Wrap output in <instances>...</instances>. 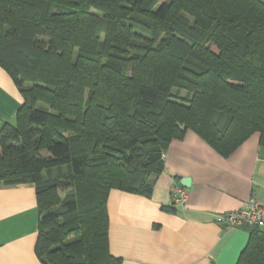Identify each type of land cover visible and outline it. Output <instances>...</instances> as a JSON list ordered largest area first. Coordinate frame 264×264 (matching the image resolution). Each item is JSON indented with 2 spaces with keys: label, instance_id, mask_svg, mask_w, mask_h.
Listing matches in <instances>:
<instances>
[{
  "label": "trees",
  "instance_id": "16d2710c",
  "mask_svg": "<svg viewBox=\"0 0 264 264\" xmlns=\"http://www.w3.org/2000/svg\"><path fill=\"white\" fill-rule=\"evenodd\" d=\"M0 67L23 99L0 181L34 185L42 264H121L108 194L150 198L186 132L223 158L264 147L263 0H0ZM246 229L236 264H264Z\"/></svg>",
  "mask_w": 264,
  "mask_h": 264
},
{
  "label": "crops",
  "instance_id": "0c3cea01",
  "mask_svg": "<svg viewBox=\"0 0 264 264\" xmlns=\"http://www.w3.org/2000/svg\"><path fill=\"white\" fill-rule=\"evenodd\" d=\"M264 1V0H263ZM23 99L0 67V129ZM150 198L111 190L107 199L109 251L121 264H236L246 228H223L216 213L239 209L254 197L264 203V147L259 135L221 157L194 133L174 140ZM189 179V186L181 184ZM174 188L187 189L172 204ZM175 208V213L162 210ZM38 212L34 185L0 181V264H42L35 254ZM264 231V226H263Z\"/></svg>",
  "mask_w": 264,
  "mask_h": 264
},
{
  "label": "built area",
  "instance_id": "2783aa9c",
  "mask_svg": "<svg viewBox=\"0 0 264 264\" xmlns=\"http://www.w3.org/2000/svg\"><path fill=\"white\" fill-rule=\"evenodd\" d=\"M188 196L187 189L174 188L172 190V204H183ZM214 221L223 228H263L264 203L254 197L248 199L239 209L216 213Z\"/></svg>",
  "mask_w": 264,
  "mask_h": 264
},
{
  "label": "water",
  "instance_id": "95a60500",
  "mask_svg": "<svg viewBox=\"0 0 264 264\" xmlns=\"http://www.w3.org/2000/svg\"><path fill=\"white\" fill-rule=\"evenodd\" d=\"M178 126H179L180 129H184V126H183V125H178ZM188 182H189V179H182V180H181V184H182L183 186H186V187L189 186Z\"/></svg>",
  "mask_w": 264,
  "mask_h": 264
}]
</instances>
